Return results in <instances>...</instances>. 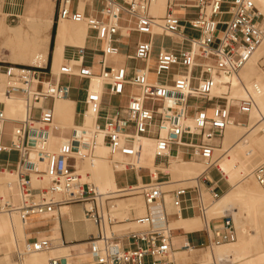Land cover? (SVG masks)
<instances>
[{
	"label": "built area",
	"instance_id": "1",
	"mask_svg": "<svg viewBox=\"0 0 264 264\" xmlns=\"http://www.w3.org/2000/svg\"><path fill=\"white\" fill-rule=\"evenodd\" d=\"M105 2L102 19L98 20L80 12L72 13V0L58 1V19L84 23L96 32L98 40L105 43L99 75L83 66L84 49L79 50L77 63L61 67L58 75L77 77L89 83L93 78H99L110 96L127 94L128 103L119 107L114 115L103 118V92L88 91L83 124L71 130L68 141L57 153H50L44 151L43 146L58 129L53 126L54 105L69 99L71 87L58 79L42 82L38 72L42 66L4 68L0 73L5 77V84L0 88V155L18 153L15 173L20 204L15 207L0 198V213L17 212L26 223L30 217L53 213L56 208L81 204L85 219L98 227V235L90 242L93 261L86 264H172L169 259L172 230L165 211V196L170 194L172 206L178 212L187 206L198 209L207 226L211 221L209 209L220 197L214 190H209L211 198L208 199L206 190L198 182L170 192L164 190L167 182L160 180L156 171L135 164L143 147L141 141H154V159H169L172 148H184L191 157L202 161L206 169L221 171L219 159H214L217 148L214 142L224 137L233 119L232 109L250 117L256 108V100L246 86V97L237 104L229 99L230 91L214 95L215 77L240 74L264 38V15L252 0H166L163 17L151 14L154 0ZM225 6H228L227 10L223 9ZM225 15L230 19L222 21ZM220 26L223 30L218 34ZM189 30L198 33L199 37L188 36ZM118 34L148 37L147 41L137 44L134 56L128 57L143 65L132 74L124 66L107 65V58L119 55L113 45ZM157 39H161L162 44H156ZM165 39L172 40L170 46L164 45ZM253 89L260 93L257 85ZM15 96L25 102L27 116L22 121L6 116L5 100ZM191 99L205 104L192 106ZM47 102L52 103L51 108L46 106ZM89 111L95 115L90 128L85 126ZM101 120L105 121L103 125ZM6 123L14 124L9 145L3 144ZM98 138L109 149V157L120 155L130 160L118 173L148 171V183L123 188L126 193L141 195L148 210L145 216L136 219V224L144 229L125 236L135 249L123 246L114 232L108 234V228L115 223L108 210L113 196L102 195L96 185L82 182L77 173L78 158L74 146L83 145L88 149L87 153L78 154L80 160H94ZM41 157L45 158L44 165L39 162ZM1 170L0 173L5 171ZM32 176L40 182L47 178L48 186L33 187ZM254 176L260 185H264V164L254 171ZM214 219L222 220V223L214 229L215 240L210 246L237 242L238 231L233 216L226 212ZM51 249V240L44 238L26 243L16 255L22 262L28 255ZM148 258L150 263L146 261ZM63 261L62 258H51L49 264H63ZM218 262L227 261L221 259ZM65 264H69L67 260Z\"/></svg>",
	"mask_w": 264,
	"mask_h": 264
},
{
	"label": "crops",
	"instance_id": "2",
	"mask_svg": "<svg viewBox=\"0 0 264 264\" xmlns=\"http://www.w3.org/2000/svg\"><path fill=\"white\" fill-rule=\"evenodd\" d=\"M37 1L41 0H0V22L1 24H5L8 22L16 23L19 22L22 18V21L18 26L12 27L9 30L8 34H5V40L9 45V49L2 48L0 51V71H4V68L8 66H23V65H31L29 62L30 54L28 52L20 53L15 49V45L17 43L18 36L26 30V25L23 24V17L26 14V11L30 6L36 5ZM58 1L55 0L56 12L55 15L52 16V20L49 26V30L47 33L46 41L42 46V51L46 56V61L42 65V69L39 70V78L42 82L47 83L49 81L55 82L56 79L60 80V82L67 84L71 87V94L68 100L63 102H71L70 109L72 112V120L71 126H63L61 124H56L59 131L61 132H69L73 128L81 126L83 124L84 113L86 112V97L88 91L95 92L92 90L93 80L89 83L87 80L80 79L77 77H69V76H59V69L66 64H75L79 60V50L84 49V58H83V66L91 68L96 75H99L102 69L100 62L103 59V50L105 48V43L103 41L98 40L96 36V32L90 30L87 26L85 28L84 23L76 24L69 20H60L57 17V6ZM161 1V2H160ZM165 0H158L156 7L152 8L151 14L157 17H163L166 12ZM158 3L164 4L165 10L164 14L160 16V8ZM106 5L105 0H72L70 10L72 13L80 12L86 16L96 18L98 20L102 19V11L104 10ZM5 19V22H4ZM65 27V34L62 38L59 39V30L61 27ZM54 29V38L52 39V30ZM82 31L85 29V37L79 38L77 36V30ZM121 31L124 32V28H121ZM13 34V35H12ZM134 34H131L129 37L120 36V34L114 37V46L119 50V55L114 58H107L106 62L108 66H124L129 69V73L132 74L134 69H140L143 65L137 61L128 59L129 56H134L136 52L137 44L141 41H147L148 37L146 36H138V41L134 44V52L133 53H123L122 46L126 48H130L131 42ZM146 37V39H143ZM166 40V39H165ZM171 40V39H170ZM164 43V42H163ZM172 43V40H171ZM157 44V41H156ZM264 53L259 57V63L257 62V66L260 64L261 71L264 73ZM131 63L137 64L136 66H132ZM35 66V65H31ZM259 68V67H258ZM259 68V69H260ZM56 70L58 72L56 73ZM64 79L67 82H64ZM78 79L80 83H87L86 87L79 85L73 86L70 84L71 80ZM103 92V100L105 102L106 98H112L108 93V88L102 86L100 87V92ZM83 94L84 99L80 98V95ZM120 99V104L117 106L106 107L103 102L102 108V117H109L114 115L116 110L121 106H126L128 103V95L126 94L124 97H118ZM123 98L127 99V103L123 104L121 101ZM85 105V110L82 113H79V105L82 103ZM49 102L46 103V106ZM51 103V102H50ZM49 108L51 106H47ZM56 104L54 105V115H55ZM89 113V112H88ZM86 114V119L89 114ZM211 114V111H209ZM56 116V115H55ZM81 116V123H77V118ZM95 116V115H93ZM233 121L236 124L248 126L250 124V119L248 116L240 115L237 112L236 108L232 109ZM15 121H21L15 120ZM55 121V120H54ZM93 122H90L88 125H93ZM85 124V126H88ZM5 127V125H4ZM14 127V125H13ZM1 128V126H0ZM67 136L69 133L66 134ZM64 135H56L53 132V142L51 143L52 147L54 146V150L58 148L62 139H67L68 137ZM225 138V135L222 139L215 140V144L217 149L222 147V141ZM59 141V142H58ZM108 158V157H107ZM107 158L100 159L96 164V180L98 183L102 182V177L107 172V170H113L112 177L114 182V187L107 186L102 188L103 192H99L101 194H111L116 195L117 198L124 195L123 188L134 186L137 184H145L150 181V177L148 171H140L141 173L135 174L136 180L135 182H126L125 184H120L118 181L117 175L120 174L117 171H121L123 168L114 169V167H110L108 164ZM122 158V157H121ZM127 160V159H126ZM192 160H196L191 157L190 152L184 148H172L170 151L169 159H154L153 167L148 166H137V167H146L152 171H156L157 176L160 180L167 182V187H174L171 190H166L170 192L172 190L194 186V184H190V180H193L197 177L196 182L200 183L202 187L206 190V197L208 199L211 198V194L209 190H214L219 197L231 192L233 190V184L228 176L225 175V169L221 166L220 170L217 168L205 169L201 172L200 175L195 178L188 179H173V175L176 177H189L194 176L195 169L198 170V166L200 164L191 162ZM128 161V160H127ZM78 163V162H77ZM177 163V164H176ZM195 164L197 168L193 169L192 173H188L185 171L187 169L181 168V164ZM103 164V165H102ZM115 165V164H114ZM121 165V164H118ZM124 165V164H123ZM218 165H220L218 163ZM5 167L6 169L12 168L13 172L16 171L18 166V159L14 165L8 160H2V155H0V168ZM78 167L83 169V162L78 164ZM3 170H6V169ZM84 170V169H83ZM229 170V169H228ZM171 171V172H170ZM145 173L148 176L149 181L144 182L142 174ZM200 173V172H199ZM8 175H13L11 173H7ZM198 174V173H197ZM95 176V175H94ZM184 184H190L188 186H182ZM259 184V183H258ZM260 185V184H259ZM264 190V185H260ZM165 190V189H164ZM13 205L19 206L20 202H17L15 199L12 200ZM130 201H134L137 206H130ZM118 204L121 205L122 212L120 214L129 215L128 218L122 221H117V227L120 228L119 233L111 230L114 226L110 227V231L114 232L116 236L120 238V242L123 246L131 247V249H135L136 246L129 241L125 236L130 232H139L144 228L138 224H136V219L145 216L148 212L145 204L144 208L139 201V197L132 199H121L117 201ZM188 205V204H187ZM212 205L210 209L213 207ZM132 208V209H131ZM209 209V210H210ZM145 211V213H144ZM165 211L168 215L167 220L169 227L172 230V242H171V254L170 261L172 264H221L219 263V259H212L213 261L209 263L206 260L207 252L206 250L212 249L210 243L215 240L214 237V229L221 225L222 220L211 219L209 226L204 222L201 218V215L198 209L193 208L189 209L187 206L181 212L175 210L172 206L170 194L165 196ZM144 213V214H143ZM235 221V220H234ZM27 225H24L25 234L23 238L26 243L33 242L35 240H40L47 238L52 242V249L49 252H46V263L49 264V260L54 258L53 252L57 253L62 248L69 249L68 252L72 255V258L60 257L64 261H71L70 264H86L88 262L93 261V256L90 252V242L93 238L98 235V227L90 220L85 219L84 217V206L81 204H73L62 206L56 208L53 213L46 214L43 216H33L27 220ZM138 225L139 229L133 230L132 226ZM3 232V233H2ZM254 231L252 234H254ZM7 236V237H6ZM25 236V237H24ZM4 237V238H3ZM249 238V237H245ZM5 239V240H4ZM6 241V242H5ZM15 242V248L13 251H10L9 247L12 244V240L10 236L4 230L0 228V253L4 255L0 257V264H33L32 263V255H28L21 262L14 261L12 259V254H16V247L19 248V243L17 242V238L13 239ZM9 243V244H8ZM131 244V246H130ZM61 247V249H60ZM59 249V250H58ZM83 254V258L79 259L75 257V254ZM212 253V252H211ZM17 256V255H16ZM227 262H223L222 264H241L243 260L233 259L232 257H228L224 259ZM235 260V261H234ZM148 263L151 262V259L148 258L146 260ZM250 261H254L257 264H264V249H255L252 248L249 254V260L247 264H251ZM78 262V263H77Z\"/></svg>",
	"mask_w": 264,
	"mask_h": 264
},
{
	"label": "bare ground",
	"instance_id": "3",
	"mask_svg": "<svg viewBox=\"0 0 264 264\" xmlns=\"http://www.w3.org/2000/svg\"><path fill=\"white\" fill-rule=\"evenodd\" d=\"M252 1H254L256 7L259 9L261 14L264 15V0H252ZM157 2L158 0H154L151 6V10L152 8L156 7ZM158 6L160 8L159 11L161 16L162 12L165 10V6L164 4H160V3H158ZM51 20H52V16L50 15L49 12V0L37 1L36 5L30 6L26 11V14L24 15L23 24L26 25V30L23 31L18 36L15 49L17 50V52L19 51L22 54L28 52L30 54L29 62L31 63V65L42 66L46 61V56L42 51V46L46 41ZM79 30L80 29L77 30V36L83 39L85 37V29L82 31ZM64 34H65V27L62 26L59 30V39L62 38ZM262 40H263L261 41L262 43L260 42L261 44H259L258 46V50H256L257 52L253 54L251 59L241 70L240 74L231 77L224 75L215 77V81L217 85L213 91L214 95L217 96L230 91L229 99H234V98L238 99L240 96H242L243 92H245V97H246L247 94L246 87L244 85L245 82L243 80L253 77V72L255 70L259 72L258 75L261 76V70L258 68L257 62L259 59L258 55L263 51L262 49H264V38ZM101 84H102L101 79L99 78L94 79L92 83V90H94L95 92H99ZM226 84H230V86ZM255 85H257V87L259 88L260 93L254 92L253 88ZM248 89L254 95L256 100V108H254L253 112L250 114L249 117L250 124L248 126L239 125L236 124L233 121V119L231 120V124L226 129L225 138L223 140L221 147V150H223L225 157L221 162H219L220 164L219 166H221L223 170L226 168L225 175L228 176V178L231 180L234 187L233 189H236L238 191L237 192L231 191L221 196L216 202H214L212 204L214 206L209 210L210 212L209 215L212 217L216 216L219 213H222V215H224L226 212H229L234 218H236L235 215H237V212H233L234 211L233 207L235 206L236 203H241L246 208L245 209L246 217L250 219H257L259 217L264 218V190L261 189L260 192L258 193V191L252 190L251 187H247L245 184L247 181V177L249 176V175H245L248 168L251 167L255 161L264 157V86L262 84L255 83L253 85H250ZM5 102H6L7 118L11 120H17L16 118L21 116L22 117L24 116L22 120L26 118L27 110L23 98L19 96H15L6 99ZM71 104H72L71 102H63V101L56 102L55 114L59 116L64 126L72 125L71 124L72 112L70 109ZM169 104L170 103L168 102L167 107H169ZM88 114H89L88 118L85 121L86 125L90 124V122H93L95 120V116H93L94 114H92L91 111H89ZM190 124L193 126V123ZM54 125H55V121L53 126ZM90 126L92 125H88L86 127L90 128ZM77 128L78 127H75L73 129L75 130ZM52 139H53V133H51L48 141L44 144L43 146L44 151L50 153H57L59 151L60 146L68 141V138L62 139L60 146H58V149L54 150L50 148V143H52L51 142ZM141 143L143 147L141 150V154L138 156V159L135 160V164L137 166L153 167V160L155 154L154 141L150 139H143ZM74 152L76 157L78 158L77 160L78 163L76 167L78 169L77 173L80 176H85L87 170L92 171L93 174L95 173L96 175V164L99 162L100 159L107 157L109 158L110 156L109 149L102 144L101 138H98V145L96 147L97 158L94 160L87 161L88 163L83 166V169H87V170H83L78 167L79 163L84 162L80 160L78 154L83 155L88 152V149L83 145L74 146ZM32 158H35L34 153H32ZM114 158L117 159L114 165V169H120V168L124 169L125 164L130 161L129 159L120 155H116ZM39 162L41 163V165H44L45 158L41 157L39 159ZM180 167L187 169L185 171L186 172L188 171L189 173H192L193 169L197 168L195 164H187V163L186 165H184V163L181 164ZM202 168H203L202 166H198V170L195 169L194 174L200 172ZM112 173L113 170H107V172L104 174V176L102 177V182L100 183L101 189L107 186L108 187L111 186L112 188H115ZM14 179H15V175L6 174L4 177H0V196L3 197L8 195L9 197H11V191H10L11 188H10L9 180H14ZM196 179L197 177L193 179L195 180L194 183H196ZM47 181H48L47 178H45L43 182H40L36 179L35 176H32L31 184L35 188L44 187L48 185ZM124 192H126V190H124ZM102 195H110V194H102ZM237 217L239 219H243V216L241 215H237ZM24 225H27V223H24L21 220L20 215L17 212H14L12 214L0 213V228L1 230H4L7 233V235L10 236L11 239H15L16 236L18 235L23 236L25 234ZM255 238H256L255 236H251L246 241H239L237 243L235 242L234 244H224L222 246H219L217 247L219 248V250L216 253V257L224 260L225 258L229 256H233L236 253V255H239L240 258H243L244 255H246L247 253L246 249L248 250L249 246L252 243H255L256 240ZM17 250L18 249L16 247V251ZM68 250L69 249L67 248H62L59 252L57 251V253L53 252V256L54 258L68 257L70 260V258H72V255H70ZM45 254L46 252L31 254L33 255L31 257L32 263L45 264L46 263ZM75 257L81 259L83 258V254L82 253L75 254ZM211 257L212 259L213 258L215 259L214 255H212ZM70 263L71 261H69V264ZM251 264H257V263L252 262Z\"/></svg>",
	"mask_w": 264,
	"mask_h": 264
},
{
	"label": "rangeland",
	"instance_id": "4",
	"mask_svg": "<svg viewBox=\"0 0 264 264\" xmlns=\"http://www.w3.org/2000/svg\"><path fill=\"white\" fill-rule=\"evenodd\" d=\"M224 10H227L228 9V6H225L224 8H223ZM57 11H58V9H57ZM49 12H50V15L51 16H54L55 15V12H56V6H55V0H49ZM164 14V11L162 12V14H161V16ZM24 18V17H23ZM53 19V18H52ZM222 21H227V20H229L230 19V17L228 16V15H225V16H223L222 18ZM22 21V18H21V20L19 21V22H16V23H11V22H8V23H6L5 22V19H4V22H5V24H1V22H0V51H1V49L2 48H7V49H9L10 50V48H9V45H8V43L6 42V40H5V34H8L9 33V29L10 28H12V27H16V26H18L19 25V23ZM85 25V24H84ZM85 28H86V25H85ZM223 30V27H219V29H218V34H220V32ZM186 34L188 35V36H191V37H195V38H197V37H199V34L198 33H196V32H192V31H187L186 32ZM147 37V36H146ZM146 37H143V39H146ZM138 41V35L137 34H134L133 35V37H132V39L130 40V42H131V46H130V48H126V47H124V46H122V52L123 53H133L134 52V44L136 43ZM263 41V40H262ZM262 43V42H261ZM260 43V44H261ZM157 44L158 45H160V44H162V40L161 39H157ZM164 45L165 46H170L171 45V40L170 39H166V40H164ZM257 50H258V48H257ZM263 50V51H262ZM260 52V54L258 55L259 57L261 56V54L262 53H264V49H262ZM257 52V51H256ZM263 62H264V60H262ZM258 63H259V59H258ZM131 65L132 66H136L137 64H135V63H131ZM18 67V66H17ZM22 67H26V68H30V67H32L31 65H23ZM258 67L260 68L261 66H260V64L258 65ZM262 68H260V70H261ZM1 70V69H0ZM60 70V69H59ZM2 71H0V73H1ZM58 72V70H56V73ZM258 73L259 72H257L256 70L253 72V77H251V78H249V79H245V80H243L245 83H244V85L247 87V88H249V86L250 85H253V84H262L263 86H264V73L261 71V76H259L258 75ZM1 77H0V88L1 87H3L4 86V84H5V77L4 76H2V75H0ZM64 82H67V80H65L64 79ZM70 84H72L73 86H79V85H82V86H84V87H86V85H87V83H80V81L78 80V79H74V80H71V82H70ZM217 96H219V95H217ZM80 98L81 99H84V96H83V94H81L80 95ZM245 98V92H243V94H242V96H240L238 99H230V100H233V103L234 104H237L238 103V101L239 100H242V99H244ZM123 104H126L127 103V99L126 98H123L122 99V101H121ZM104 104H105V106L106 107H111V106H117V105H119L120 104V99L118 98V97H112V98H106L105 99V102H104ZM205 103L203 102V101H201V100H196V99H191V101H190V105H192V106H202V105H204ZM47 106H51V103L49 102L48 104H47ZM79 113H82L84 110H85V105L83 104V102L82 103H80V105H79ZM56 115V114H55ZM24 117V116H23ZM23 117L21 116V117H18V118H16L17 120H19V119H23ZM81 121H82V119H81V116H79L78 118H77V123L78 124H80L81 123ZM55 123L56 124H61V125H63V122L60 120V118H59V116H55ZM105 123V121L104 120H101L100 121V124L101 125H103ZM13 125L14 124H12V123H6L5 124V127H4V132H5V135H4V140H3V144L4 145H9L10 144V134H11V132H12V130H13ZM64 126V125H63ZM91 127V126H90ZM245 131V130H244ZM71 131H69V132H61V131H59L58 129L56 130V132H55V134L56 135H64V136H67L66 134L67 133H70ZM225 134H226V132H225ZM53 140L54 139H52V141L51 142H53ZM224 140V139H223ZM59 142V141H58ZM223 142V141H222ZM60 146V145H59ZM154 147H155V143H154ZM50 148L51 149H54V146L52 147V145H51V143H50ZM58 149V148H57ZM218 151V152H217ZM217 151H215V153H214V159L216 160V159H219V162H221L223 159H224V157H225V154L223 153V150H221V148L220 149H218ZM222 153H221V152ZM17 159H18V153L17 152H12L11 154H2V160H4V161H6V160H8V161H10L11 163H12V165H14L15 164V162L17 161ZM78 160V159H77ZM116 158H111V157H109V158H107V161H108V164H109V166L112 168V167H114V164H115V162H116ZM81 161H84L83 162V166L84 165H86L88 162L87 161H89V160H87V159H84V160H81ZM191 162H193V163H197V164H200L203 168L200 170V173L198 172V174L196 173V174H193L194 176H189V177H187V176H185V177H176V176H174L173 175V179H174V181L175 180H178V179H188V180H190L191 178H195L196 176H198V175H200L201 174V172L203 171V170H205L206 169V165L202 162V161H200V160H192ZM262 164H264V157H262V158H260L259 160H257V161H255L253 164H252V166L251 167H249L248 168V170H247V172L245 173V175H249L248 177H247V181H246V186L247 187H251V189L252 190H255V191H258V193L260 192V190L261 189H263L259 184H258V182H257V180L255 179V176H254V171L259 167V166H261ZM5 167H1L0 168V171H2L1 169H4ZM6 169V168H5ZM84 170H87V169H84ZM77 171H78V169H77ZM171 172V171H170ZM7 173H11V174H13V175H15V179L14 180H9V182H10V191H11V197H9L8 195H6V196H0V198L4 201V202H7V203H10L12 206H15V207H17L16 205H13V199H15L17 202H20V196H19V192H18V188H17V180H18V178H17V176H16V173L15 172H13V170H12V168H8V169H6L5 171H3V172H1L0 173V177H4ZM95 175V173L93 174V172L92 171H90V170H87L86 171V175L85 176H81V181L82 182H86V183H91V184H94V185H96V187H97V191L98 192H103V190L100 188V183H98L97 182V180L95 179L96 178V175ZM142 176H143V180H144V182H148L149 181V178H148V176H146V174L145 173H143L142 174ZM117 177H118V181H119V183L120 184H125L126 182H131V183H133V182H135V180H136V176H135V173L134 172H128V173H120V174H118L117 175ZM17 178V179H16ZM45 180V179H44ZM194 181L195 180H190V184H194ZM47 184H48V181H47ZM190 184H184V185H182V186H188V185H190ZM48 185H46L45 187H47ZM174 187H167V188H165V190H171V189H173ZM233 192H237L238 190H236V189H233L232 190ZM111 195V194H110ZM113 196V198H112V200L110 201V204H109V206H108V210H109V215L115 220V223L117 222V221H122V220H125L126 218H128L129 217V215L127 216L126 214H120L121 212H122V209H121V205L120 204H118V200H121V199H125V200H127V199H132V198H137V197H139V201L141 202V204H142V206H143V208H144V201H143V198H142V196L141 195H139V194H137V193H135V194H131L130 192H125L124 193V195L123 196H120L119 198H117L116 197V195H112ZM7 197V198H6ZM12 198V199H11ZM130 206H137L135 203H134V201H130ZM114 206H116V207H114ZM132 209V208H131ZM245 207L241 204V203H236L235 204V206L233 207V212H237V215H241V216H243V219H239L238 217H237V215H235L236 216V218H234V222H235V225H236V228H237V231H238V240H237V242H239V241H246V240H248L251 236H255L256 238V240H255V243H252L250 246H249V248H248V250L246 249V255H244V257L243 258H240V256L239 255H236V253L233 255V259H237V257L240 259V260H243V262L241 263V264H247V262H248V260H249V254H250V252H251V250H252V248H255V249H264V218H262V217H259V218H257V219H250V218H248V217H246L245 216ZM144 210H145V208H144ZM144 213H145V211H144ZM143 213V214H144ZM210 214V212H208V219L209 220H211V219H213V218H218V217H221L222 216V213H219V214H217L216 216H210L209 215ZM229 215H231L230 213H229ZM232 216V215H231ZM115 223H113V225L112 226H114L111 230H113L114 232H117V233H119V231H120V228H118L117 227V224H115ZM140 228V226H138V225H133L132 226V229L133 230H137V229H139ZM254 231H256L254 234H252ZM110 233V229L108 228V234ZM245 237H249V238H245ZM16 238H17V242L19 243V248H20V250H23V248H24V245H25V240H24V238H23V236L22 235H18V236H16ZM11 240H13V239H11ZM12 242H14V241H12ZM236 242V243H237ZM234 244V243H233ZM10 249V251H13L14 250V248H15V242L14 243H12L11 245H10V247H9ZM219 250V248H217V247H213L212 249H208V250H206V252L208 253L207 254V257H206V260L209 262V263H211L210 261H212V255H214L215 256V258L216 259H219V260H221L220 258H217L216 257V253H217V251ZM2 251L0 250V253H1ZM212 252V253H211ZM4 255H1L0 257H3ZM33 256V255H32ZM31 256V257H32ZM17 256H16V254L15 253H13L12 254V259L14 260V261H18L17 260V258H16ZM229 257H232V256H229ZM228 258V257H227ZM235 261V260H234ZM251 263L252 262H254V261H250Z\"/></svg>",
	"mask_w": 264,
	"mask_h": 264
},
{
	"label": "trees",
	"instance_id": "5",
	"mask_svg": "<svg viewBox=\"0 0 264 264\" xmlns=\"http://www.w3.org/2000/svg\"><path fill=\"white\" fill-rule=\"evenodd\" d=\"M54 29H55V27L52 30V39L54 38Z\"/></svg>",
	"mask_w": 264,
	"mask_h": 264
},
{
	"label": "water",
	"instance_id": "6",
	"mask_svg": "<svg viewBox=\"0 0 264 264\" xmlns=\"http://www.w3.org/2000/svg\"><path fill=\"white\" fill-rule=\"evenodd\" d=\"M63 264H65V261H63Z\"/></svg>",
	"mask_w": 264,
	"mask_h": 264
}]
</instances>
